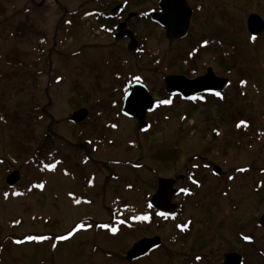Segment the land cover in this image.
<instances>
[{
    "label": "rangeland",
    "instance_id": "rangeland-1",
    "mask_svg": "<svg viewBox=\"0 0 264 264\" xmlns=\"http://www.w3.org/2000/svg\"><path fill=\"white\" fill-rule=\"evenodd\" d=\"M156 1L140 0L130 9L150 11ZM187 1L193 10L189 35L170 43L160 28L140 22V34L150 36L157 52L139 56L88 18L97 0H0V103L9 112L40 109L46 118L36 134L59 137L61 155L49 165L53 170L28 164L29 156L18 158L0 123V264H130L126 255L133 245L154 237L163 247L135 264H224L231 253L240 254L243 264H264V228L257 226L264 216V33L252 40L248 30L252 14L264 22V0ZM18 29L25 30L20 38ZM36 32L46 38L43 55ZM216 43L235 46V66L224 63ZM13 48L33 66H9L6 55ZM122 60L152 82L155 101L163 98L159 89L171 74L203 76L211 68L231 85L221 98L188 103L177 97L171 107L148 115L151 127L140 133L136 120L111 108L123 99L121 91L110 94L116 81L96 77ZM80 95L79 108H90L87 126L97 136L77 146L71 100ZM97 124L107 128L102 147L95 144L103 139ZM64 157L68 164L56 165ZM76 164L94 177L86 195L90 205L71 196L84 191L65 173ZM14 171L21 179L9 188L6 179ZM159 179L174 180L181 191L173 202L178 216L153 211L149 225H132L133 215L114 206L116 197L142 214Z\"/></svg>",
    "mask_w": 264,
    "mask_h": 264
},
{
    "label": "water",
    "instance_id": "water-1",
    "mask_svg": "<svg viewBox=\"0 0 264 264\" xmlns=\"http://www.w3.org/2000/svg\"><path fill=\"white\" fill-rule=\"evenodd\" d=\"M160 8L162 12L154 14L152 20L162 25L167 32L168 40L176 41L184 38L190 28L192 10L188 6L187 0H160ZM125 24L119 25L118 30H122ZM248 29L251 36L258 37L264 32V22L260 16L252 14L248 18ZM131 36V33H130ZM134 43L131 44L130 50H134ZM229 80L217 76L211 68L208 73L200 78L189 80L183 76H171L166 80L167 90L169 94H180L183 99L190 100L196 96L205 93H219L228 85ZM155 101L149 93L146 86L139 82L131 87L126 95L123 105V113L125 116L137 120L138 129L145 132L149 129L147 115L154 110ZM89 116L87 109L76 111L70 118L73 123H81ZM217 132L215 135L217 136ZM219 173L220 169L215 168ZM21 179V173L14 171L7 179L8 186H15ZM174 180L159 179L157 193L151 199V205L165 213H173L178 206L174 204L177 190ZM260 228H264V216L258 223ZM163 246L160 237L145 238L135 243L127 252L126 260L134 263L146 259L154 251ZM243 257L237 253H231L224 256V264H242Z\"/></svg>",
    "mask_w": 264,
    "mask_h": 264
},
{
    "label": "trees",
    "instance_id": "trees-1",
    "mask_svg": "<svg viewBox=\"0 0 264 264\" xmlns=\"http://www.w3.org/2000/svg\"><path fill=\"white\" fill-rule=\"evenodd\" d=\"M1 9V8H0ZM1 15V13H0ZM18 35L15 34L17 38H20L25 32L23 29H18ZM36 37L39 39V46H38V52L43 55L44 54V44L46 42L45 36H43L42 33L36 32ZM216 45H218L216 43ZM223 50V60L226 65H229V67L235 66L236 61V52L234 51L236 48L233 45H226L224 43H220L218 45ZM19 51L16 48L11 49L7 55L6 60L7 64L9 66L14 67H31L30 63H24L20 60ZM80 98V99H78ZM84 97H76L71 100V106L73 108H79L80 103ZM205 97L197 98L193 103L197 101H202ZM114 102L116 100H113ZM111 103V108H119L121 110L122 102L121 103ZM4 103H0V123L4 126L8 127L9 134L11 136L10 143L13 147H15L18 152V158L21 159L22 157L29 156L27 158V161H29L28 164H33L34 167H38L45 169L49 168V170H53V167H49V165L53 162H55V158L61 157L60 155V147L58 146V142L60 141L59 137H56L55 135H47L45 137H38L36 134V126H39L42 124V121L46 118L44 113L40 109L36 110H29L24 113L19 112H9L6 107L3 105ZM172 106V105H171ZM170 104H166L165 102L160 101L158 109L162 108H169L171 107ZM101 113H99L98 116H100ZM90 121V120H89ZM89 122L84 123L82 125H75L74 129L72 131L73 138L78 143H91L93 141V138L97 136L96 132L97 129L94 127V129H91L90 126H87ZM96 127L98 129L100 128V125L97 124ZM113 129H117V126H114ZM102 137L99 138L101 140V143L104 144L107 139V134L105 131H102ZM68 159L64 158L63 160H59V163L56 165H64L68 164ZM69 177L72 178L74 185L81 186L84 190L81 193H73L72 198L73 200H76V203H85L88 205L89 200L87 199L86 195L88 190L93 185V181L91 178H88L85 176L84 170L81 167V165L76 164L74 168L70 172H68ZM112 179V178H111ZM149 199L150 196L147 195L145 198V211L142 214L137 213L138 210L134 207L127 206L128 201L127 199L123 198L122 196L116 197V204L114 206H119L121 208L122 213L124 214H132L133 217L129 221L132 222V225L141 223L143 225H149L152 221V213L153 210L149 208ZM116 211V210H115ZM115 211H113L112 216H114V220L111 221V225L115 223L116 215ZM144 217H147V219H143ZM136 222V223H135ZM12 228H15L16 225L11 224ZM110 224H108L109 226ZM0 232V238H1Z\"/></svg>",
    "mask_w": 264,
    "mask_h": 264
},
{
    "label": "flooded vegetation",
    "instance_id": "flooded-vegetation-1",
    "mask_svg": "<svg viewBox=\"0 0 264 264\" xmlns=\"http://www.w3.org/2000/svg\"><path fill=\"white\" fill-rule=\"evenodd\" d=\"M97 2H98L99 7L94 9L92 12H90L88 15V18H94L96 20V23H99V24L103 23L102 24V31H105V33L112 35L115 42L116 41L118 43H126L127 42V52H129L131 54L140 56L141 54H150V53L157 52L154 50V48H152L149 45L150 36L144 37L140 34V32H139V30H140L139 23L140 22L149 21L152 25L160 28L165 33L166 40L170 43L177 42V40H178V39L176 41L168 40L166 29L162 25H160L159 23L154 22L152 20V17L154 14H159L162 12V9L160 8V5H159L160 0L156 1L157 2L156 8H153L150 11H144L142 13L131 11L132 8L130 9V7L138 5L140 3V0H97ZM192 12H193V10H192ZM122 24H125V27H123V29L120 31L117 28L119 25H122ZM189 32H190V30H189ZM189 32H188L187 36L189 35ZM130 33H131V36H130ZM185 38L179 39L178 41L184 40ZM133 43L135 45L134 46L135 48H134V50H130V46ZM204 48H205V42H202L201 43V49H204ZM199 51H200L199 47L195 49V52L197 54L199 53ZM124 61L125 60H122V62H120L121 66H117V67L112 66L111 70L103 72V73H101V75L96 76L98 80L102 79V77L103 78L109 77V78H112L116 81V85H115L114 90H113L114 92L113 93L110 92V94L113 97L116 96L117 94H119V92L121 91L122 92L121 97H123V101H124V97H126L127 93H129L132 85H134L138 82L144 84L149 90H150V86H151L152 91L157 92L155 90V88L153 89L152 82L150 83L149 80L143 78L141 72H138V71L133 72L132 69L128 68V62H124ZM95 72H96V66L95 65L92 67V69H90V68L88 69L89 75L95 74ZM198 73L199 72H197V71H191V73H189V77H187V79L194 80L196 78L202 77V75H199ZM207 73H208V71H207ZM205 75H203V76H205ZM171 76H183V75L171 74L168 77H171ZM168 77H166L164 80V86L165 87L160 86L161 89H159V90L163 91L162 93H160V97H163V98L164 97H182V95H180V94H169L168 93L167 85H166V80ZM183 77H186V76H183ZM120 84L123 85L121 87V90H120ZM152 96H153V94H152ZM214 96H216V95L206 94V95H202V96H198V97H200V98L201 97H210L211 98ZM80 97H83V95H80ZM219 97H224V94H221ZM83 108L84 107L77 108L74 110V112H76L80 109H83ZM89 109L90 108H88L89 116L83 122L77 123V124L72 123V125L75 126V125H82L84 123H87L91 119V114H90ZM101 127L102 126L100 125L99 130L104 131L105 129H107L106 127H102V128ZM82 144H87V143H85V142L76 143L77 146L82 145ZM95 144L101 145V147H102L103 145L104 146L106 145V142L104 144H102L101 140L99 139L98 141L96 140ZM109 145H111V143H109ZM68 158H70V157H68ZM89 160L91 162V158H89ZM194 169L195 170L199 169V167L195 166ZM83 170H84L85 176L89 178L88 173L85 171V169H83ZM213 170H214L215 174L218 176H220L222 174L221 169H220L219 173L216 172L215 167L213 168ZM228 178H230V177H228ZM228 180H233V178H230ZM190 181H191V183L194 182V184H192V185L196 184V187H199V186L201 187V185H202L200 182H198V180L196 181L195 179H192Z\"/></svg>",
    "mask_w": 264,
    "mask_h": 264
},
{
    "label": "snow or ice",
    "instance_id": "snow-or-ice-1",
    "mask_svg": "<svg viewBox=\"0 0 264 264\" xmlns=\"http://www.w3.org/2000/svg\"><path fill=\"white\" fill-rule=\"evenodd\" d=\"M217 95L219 94L217 93ZM161 215H164V213H161ZM143 219H147V217H144ZM113 232H115V229H113ZM61 239H68V237H61Z\"/></svg>",
    "mask_w": 264,
    "mask_h": 264
}]
</instances>
